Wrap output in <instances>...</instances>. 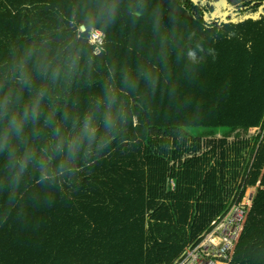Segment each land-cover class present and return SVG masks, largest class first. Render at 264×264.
Here are the masks:
<instances>
[{
	"label": "trees",
	"instance_id": "trees-1",
	"mask_svg": "<svg viewBox=\"0 0 264 264\" xmlns=\"http://www.w3.org/2000/svg\"><path fill=\"white\" fill-rule=\"evenodd\" d=\"M220 1L0 0V264H176L249 188L264 264V0Z\"/></svg>",
	"mask_w": 264,
	"mask_h": 264
},
{
	"label": "built area",
	"instance_id": "built-area-1",
	"mask_svg": "<svg viewBox=\"0 0 264 264\" xmlns=\"http://www.w3.org/2000/svg\"><path fill=\"white\" fill-rule=\"evenodd\" d=\"M106 33L101 29L92 30L90 43L102 52ZM175 186V183L173 182ZM250 202V197H246ZM234 202L227 214L213 223L212 229L201 236V241L190 245L176 264H225L230 261L246 218V206L250 203Z\"/></svg>",
	"mask_w": 264,
	"mask_h": 264
},
{
	"label": "rangeland",
	"instance_id": "rangeland-1",
	"mask_svg": "<svg viewBox=\"0 0 264 264\" xmlns=\"http://www.w3.org/2000/svg\"><path fill=\"white\" fill-rule=\"evenodd\" d=\"M233 6L227 2V0H222L217 4V9L213 13V17H225L228 13L233 10ZM190 135L193 137H202V138H211V137H223L229 135L230 131L226 128H206V127H193L189 129ZM241 130H234L233 135H240ZM233 137V136H231ZM255 188H249L246 193V197L253 195L255 193ZM244 202L248 203L249 201L245 198ZM250 203V202H249Z\"/></svg>",
	"mask_w": 264,
	"mask_h": 264
},
{
	"label": "water",
	"instance_id": "water-1",
	"mask_svg": "<svg viewBox=\"0 0 264 264\" xmlns=\"http://www.w3.org/2000/svg\"><path fill=\"white\" fill-rule=\"evenodd\" d=\"M228 14H229V13H228ZM228 14H227V15H228ZM223 18H224V17H223ZM84 28H85V27H84Z\"/></svg>",
	"mask_w": 264,
	"mask_h": 264
}]
</instances>
